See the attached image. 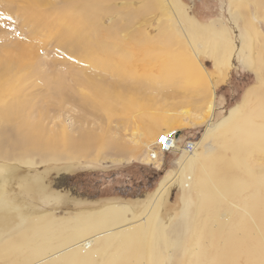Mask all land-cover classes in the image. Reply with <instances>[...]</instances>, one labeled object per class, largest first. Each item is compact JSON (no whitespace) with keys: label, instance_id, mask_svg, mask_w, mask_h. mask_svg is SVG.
I'll return each mask as SVG.
<instances>
[{"label":"rangeland","instance_id":"obj_1","mask_svg":"<svg viewBox=\"0 0 264 264\" xmlns=\"http://www.w3.org/2000/svg\"><path fill=\"white\" fill-rule=\"evenodd\" d=\"M85 2L86 8L87 4L90 6L82 12L86 11V16L80 13ZM90 2L0 0V92H7L9 84L4 83H13L23 100L20 99L16 106L12 96L0 99L2 114L15 107L14 114L11 116L8 112V117L3 114L5 119L0 123V195L9 208L11 206L8 216L15 215L17 221L10 220L7 232L14 231L19 221L17 215L21 212L28 216L50 214L59 220L69 219L77 211L104 205L132 207L136 219L133 225L145 224L166 174L177 172L180 160L186 162L205 154L214 157L217 143L213 137L202 142L208 127L243 105L246 95L258 86L257 72L261 71L264 77V64L256 59L260 46L264 45V0H241L242 6L239 2L234 7L232 0H180L181 7L198 23L214 22L227 31L234 49L228 51L220 68L210 55L216 48L197 44L181 29L182 20L179 14L175 15L177 10L170 0ZM121 22L129 28H120ZM243 31L250 33V42L247 48L241 49ZM80 35V39H75ZM71 37L79 43L83 41L87 48L76 44L74 48ZM87 50L89 55L94 53L91 59ZM107 52L112 57L109 58ZM191 58L205 68L207 80L194 75ZM243 59L252 63V67L244 66ZM113 84L117 98L112 100V110L100 107V102V106H95L99 101L97 97L103 96ZM137 85L142 89L134 87ZM166 93L170 96L163 95ZM178 93L195 96L198 102L194 100L191 105L192 98H189L184 110L204 118L177 132L180 147L187 140L196 143L193 153L181 148L164 157L160 155L159 167L144 161V151L131 158L125 148L115 145L117 140L130 144L135 132L154 129L151 135L154 141L164 133L173 132L175 126L159 122L157 116L169 114V107L179 100ZM210 106L213 108L208 112ZM25 120L27 129L38 125L45 135H61L67 145L56 151L30 148L25 136L28 132L24 125L21 126L27 124ZM155 149L151 146L148 153ZM255 158L262 161L259 155ZM27 161H33L35 166H20ZM64 175L82 176L80 179L88 184L89 193L106 185L105 193L95 203L80 200L61 190L66 183ZM151 175L154 180L148 190L140 191L139 184L143 183V189ZM129 187L131 193L125 191ZM181 203L182 192L174 186L157 205L161 207L158 220L171 225L176 239L182 232ZM233 224L228 222V227ZM2 228L0 225V230ZM168 255L171 260L163 264H176L181 260L176 249L170 250ZM11 260H0V264H11Z\"/></svg>","mask_w":264,"mask_h":264},{"label":"bare ground","instance_id":"obj_2","mask_svg":"<svg viewBox=\"0 0 264 264\" xmlns=\"http://www.w3.org/2000/svg\"><path fill=\"white\" fill-rule=\"evenodd\" d=\"M97 1L99 0H89L90 3ZM170 3L177 10L175 15L179 14L182 20L181 29L186 31L197 44H210V49H212L211 46L216 48L215 53L210 55L214 57L216 66L220 68L227 59L228 51L232 52L234 49L228 41L227 31L214 22L206 25L198 23L181 7L180 0H170ZM238 3L241 6L243 4L241 0H232V7ZM83 4L85 6H81L80 13L86 16V11L84 14L82 12L90 6L87 4L86 8V2ZM148 8L151 9L150 6ZM92 17L88 18L98 20L97 17L96 19ZM119 26L124 29L129 28V25L123 22L119 23ZM92 27L96 26L92 23ZM97 28L100 27L97 26ZM138 33L141 32L138 31ZM242 34L241 49H244L249 46L250 33L243 31ZM80 38L81 35L75 37V39ZM75 39L71 37L74 48L75 44L81 47L86 46L83 41L79 43ZM85 52L88 53V50ZM90 55L88 57L91 59ZM109 55V58L112 57L111 54ZM256 59L264 64L263 44L257 52ZM190 60L194 75L207 80L208 74L205 68L196 60L194 63L193 58ZM241 61L244 66L252 67V63L250 65L244 59ZM257 73L259 74L258 86L246 95L243 105L231 110L221 122L210 125L204 134L202 142L213 137L217 143L215 156L211 157L212 154L207 156L204 153L205 155L195 156L194 159L189 158L186 162L183 160L177 162L179 170L174 174L172 172L166 174L167 176L165 175L166 177L162 179L155 194L150 218L145 224L133 225L136 219L132 207L104 205L99 208L80 210L69 219L59 220L50 214L28 216L21 212L17 215L19 221L13 227L14 231L7 232L10 220L12 221L13 218V222L17 221H15V215L8 216L11 206L9 208L7 201L2 200L0 195V225L4 227L0 230V260L12 259L11 264H163L166 260H171L168 252L176 249L178 259H181L176 264H264V77L261 71ZM12 84L4 83L7 86V92L1 91L0 99H8L12 96L15 105L18 106L21 98ZM139 86L134 87L138 90L142 89V86ZM115 90L116 86L113 84L106 93H102L103 96L97 97L99 101L94 105L100 106L98 104L100 102L102 104L100 107L112 110V100L117 98ZM193 94L196 95L195 92ZM163 95L170 96L169 93ZM194 97L178 93L176 98L179 100L169 107L167 110L169 114H159L157 120L171 123L175 126L173 132L179 133L182 129L189 128L191 124L204 119L184 110L189 98H192L189 102V104L192 103L191 105L194 104V100L197 101ZM175 108L181 110H175ZM212 108L213 106L208 107V112ZM8 112L12 116L15 107L3 114L8 117ZM3 114L0 111V123L5 119ZM23 125L28 132L25 136L30 148L56 151L67 145L65 138L61 135L48 136L43 134L45 131L38 125L33 124L34 127L31 128L29 126V130L26 127L28 122L21 126ZM154 133V129L145 133L135 132L130 144L117 140L115 145L125 148L131 158L139 156L141 151H144L142 154L144 161L152 162L150 164H157L160 167L161 154L158 153L160 150L157 141L161 135L157 137V141H154L151 137ZM177 141L179 142V139H176ZM151 146H155L156 149L148 153ZM180 149L181 147L176 144L172 153ZM183 151L188 153L184 149ZM195 153L198 155L197 152ZM257 155L262 158V161L255 158ZM57 160L63 161L59 158ZM20 166L32 168L35 164L33 161H27ZM174 186L179 187L182 192V232L177 235L179 236L177 239L171 225L168 226L158 220L161 207L157 206L168 189ZM230 221L234 224L228 227ZM174 227L176 228V225ZM106 231L110 232L101 235ZM188 234H194V236L191 237ZM51 253H57V255L51 256ZM44 257L47 259L43 260ZM186 257H189L188 260L182 261Z\"/></svg>","mask_w":264,"mask_h":264},{"label":"flooded vegetation","instance_id":"obj_3","mask_svg":"<svg viewBox=\"0 0 264 264\" xmlns=\"http://www.w3.org/2000/svg\"><path fill=\"white\" fill-rule=\"evenodd\" d=\"M64 174V173H63ZM82 176H77V175H64L62 176L63 180V184L65 183V185L63 186V188H61V190H64L66 192H68L71 195L76 196V198L80 199V200H86V201H92L90 203H95L97 202V200L103 196V194L105 193L104 188L106 187V185H102L101 188L97 189V192L95 193H89V186L88 184L80 179ZM154 180V175L150 176V180L147 182V184L142 188L143 183L141 185V183L139 184L138 188L140 187V191L141 190H148V188L150 187L152 181ZM141 185V186H140ZM133 188V187H132ZM145 188V189H144ZM116 191H118L116 189ZM125 191H129V193H131V189L130 187L128 189H125ZM94 194V195H93ZM139 194V193H137ZM91 195H93V197H91Z\"/></svg>","mask_w":264,"mask_h":264},{"label":"built area","instance_id":"obj_4","mask_svg":"<svg viewBox=\"0 0 264 264\" xmlns=\"http://www.w3.org/2000/svg\"><path fill=\"white\" fill-rule=\"evenodd\" d=\"M176 139H178V136L175 132L161 135L157 141L158 148L160 150L158 153L161 154L162 157H164L166 154L172 153V151L175 150L176 144L179 145V142H176ZM195 144L196 143L194 141L187 140L181 148H183L188 153H192L195 150ZM152 158H154V156Z\"/></svg>","mask_w":264,"mask_h":264}]
</instances>
